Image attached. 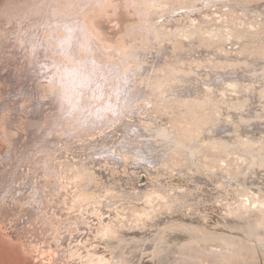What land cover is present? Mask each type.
Segmentation results:
<instances>
[{
    "label": "bare ground",
    "instance_id": "obj_1",
    "mask_svg": "<svg viewBox=\"0 0 264 264\" xmlns=\"http://www.w3.org/2000/svg\"><path fill=\"white\" fill-rule=\"evenodd\" d=\"M196 1L198 2L199 0H185L183 2L185 5L183 6L195 5ZM58 3H55V5ZM252 4L253 6L255 5L254 7L264 9V1L261 5ZM180 6L182 4L174 7V10L179 9ZM253 6L245 9L252 10V8L254 9ZM46 8L48 7L46 6ZM54 8L56 9L57 7L54 6ZM194 9V7H191L190 11H194ZM61 12L59 13L60 15L63 14ZM165 12L166 10L164 9H158L155 15L161 16ZM192 17L195 18V15ZM154 20L156 19L154 18ZM64 21L66 22V20H63V23ZM67 22L69 23V21ZM155 25L154 22V26L148 27L147 30L148 37L151 40L154 36H167L165 28L171 27V21L168 20L165 24H160L161 26H158V28ZM74 26L75 28L72 32H70V29L64 32L65 38L62 37L64 39L61 41L60 48H58L59 45L55 44L58 49H61L63 58H68L70 62L63 65L62 68L58 67L59 77L56 75L57 71L54 73L53 71L57 64L60 67L63 64L60 58L55 57V59H51L47 56L48 59H44V62H46L42 65L47 76L53 73V76L55 78L57 76L58 78L55 80H58L60 84L58 89L57 86H54L56 88L53 89L50 88V90H48L47 86V89L45 87L42 88L43 90H47L46 101L48 103L47 105L43 104L45 112L40 110L37 114L43 115L46 121L41 118L42 116L40 118H37L38 116L33 117L34 119H31L29 122L28 133L25 134L21 133L17 135L15 133L16 135H11L6 123L2 129L3 136L10 143V148L7 150L13 149V152L11 156L4 153V157L2 155V159H0V164H2V170L0 169V219L5 218L11 221L13 212L24 209L28 205H25L27 201L30 202V208H35L39 212L36 217H44L45 221L43 219L42 221L46 224H50L51 218L55 215L59 217L65 214L70 215L74 211H80L79 213L83 215L95 211L102 217V214H105L106 211L114 210V202H119L117 198H127L128 202L132 204L133 211L135 212L134 215L140 214L143 209V207H136V204H140V201L148 204V202L150 203L154 199L166 200V202L168 199V204L174 205L172 206L173 209H182L189 206L190 202H195L196 197L203 200H213L214 196H210L211 194H219L220 199L215 200L223 203L228 199L227 191L229 187L236 186L248 197L238 202V208L235 207L236 211H238L237 214L240 215L238 217L253 218V229L258 231L263 230L262 232H264V186L257 179L258 171L260 169L264 170V150H252L250 148L258 141L256 137L258 134L256 136L252 134V136L248 135V141L237 143L236 140L240 136L237 134L243 128L241 127L242 129L238 131V125L236 126L234 123L236 115L237 117L239 115L243 117L249 112L256 116L264 112L263 105L261 104L263 103V99L262 101L260 100L261 97L264 98V80H261L264 77V52L257 49L259 47V44H257L259 43L258 39H248L246 43L249 48L246 46L245 41H240L239 49H232L230 52L221 53L218 50L219 42L215 38L217 34L213 30L208 31L206 24L201 26L199 23L193 24L192 28L188 26L191 29L189 28L190 30L186 34L192 40L184 43V45L187 44L185 54L180 53L182 51L181 48V51H178L179 53L176 54L175 51L177 50L172 47L170 48L171 44L156 45V42L152 43L150 40L149 44H145V46L144 44L141 45L145 47L143 48L144 50H140L138 48L139 43H135L128 50L123 51L117 60L108 63L107 54L100 48L95 32L92 31L87 23L76 24ZM73 27L71 28L73 29ZM39 28L41 29V27ZM153 28L157 30L155 31ZM77 29L83 35L82 37L78 38L74 36ZM37 31L36 29L35 32ZM204 31L210 34L209 38L203 36ZM152 34L154 36H151ZM241 35L247 37L254 34L252 32L242 34L234 32L233 39L240 40L242 38ZM84 36L85 39H83ZM56 38L59 39L58 37ZM85 41L88 42L87 45ZM192 42L195 43L194 46L193 44L191 45ZM201 42H203V45L204 43H208V48L205 47V51L207 52H201L203 50L200 48L195 53V49L203 47L200 45ZM262 42H264V39ZM55 43L57 42L55 41ZM76 43L80 47V54L75 49L73 50V45ZM147 45L149 47L146 48ZM160 46L162 47L161 49H159ZM148 50L158 54L159 57L163 58V61L159 62L158 57H156L155 62H152V60L147 62L146 58L137 57L139 54H147ZM242 50L245 52L243 53ZM37 51L35 53L36 59L39 57ZM181 55L183 57H180ZM177 57L178 59L181 58L179 59L180 61L176 59ZM215 57H219V59L217 60ZM38 59L37 62L42 60ZM134 65H136L135 68ZM202 69L212 70L210 73L216 74L213 75L214 77L209 74L201 76V74L205 73ZM143 71H146V73L143 74ZM218 73L219 76H216ZM45 76L44 74L43 77ZM170 78L173 80V83L169 81L171 80ZM236 79L240 80L237 81ZM245 79L251 80L252 83L248 80V82L245 81ZM47 84L52 85L48 82ZM39 88L41 89V87ZM172 88H174V92L169 91ZM50 92L52 93L49 94ZM259 94L261 96L257 97ZM110 95L113 98H109ZM86 96L91 101H88ZM40 99L42 100V98ZM131 115L136 117L133 123L130 121ZM242 119L245 120V118ZM138 121V125H135L134 123ZM144 122L147 125H144ZM39 126L40 128H38ZM253 128L255 127L253 126ZM131 129H133L132 133L128 131ZM83 130H85V134L87 133V140L83 138L75 140L76 134L80 135ZM249 131H252V129ZM66 133L69 136H67L66 143L62 144V140H64L62 135ZM202 134L205 136L203 137V141H201ZM28 135L30 136L29 138ZM12 138H14L13 142ZM74 141L80 142L81 145L86 142L91 143V145L84 149L76 148L78 150L76 154H73L74 150L70 151V148L66 149V147ZM138 143L139 145H137ZM22 145L25 147L22 148ZM201 146L215 148V150L232 147L242 154L249 156L251 165L248 169L242 170L237 174L225 175L222 180L216 178L219 179L218 182H215L216 176L211 177V174L214 172H209L208 178L202 177V181L196 183L198 187L199 185H215L218 190L208 189L210 195L195 194L194 190H196V186L194 182L169 184L167 176H170L171 173L178 170L180 177L185 178L184 172L191 173L195 169L194 165L199 163H206L207 165L209 161H202L200 157L202 154L199 151V147ZM97 147H101L102 149L93 151ZM104 147L112 148L106 149ZM88 150L89 152H87ZM148 151L153 154L151 164L153 168L147 165L151 162L147 155ZM170 152H176L183 157L182 161H185V165H169L168 163H173L172 159L167 158ZM179 155L178 157H180ZM134 156L136 158L135 161L139 165H142L140 168L142 167L148 171L150 177L153 178L143 188L134 187L133 181L128 186L122 183L124 180L129 182L130 179L135 177V174H139L138 171L140 169L137 166L131 167V164L135 162L132 158ZM197 158L199 159L198 162ZM6 161L10 164L7 163L8 166L4 169ZM156 161H160V165H156ZM14 163L17 165L19 163V165L17 169L13 167L15 169L9 174L10 168ZM171 170L172 172L169 173ZM5 171H8V173L6 172V176ZM16 175L17 178H15ZM253 175L257 179L256 184L248 187L240 183L242 177H252ZM7 179L12 182L16 179V184L12 185L11 182L5 186ZM213 182L215 183L213 184ZM31 189H33L32 192ZM261 193L263 195L259 198L258 196ZM187 195L196 197L194 200H183ZM155 204L158 205L156 202ZM146 206L144 210H146ZM149 209L151 210V208ZM145 213L149 212L145 211ZM78 216L76 214V217ZM133 217L136 218L135 216ZM35 220L37 219L35 218ZM29 221L32 222L31 219ZM207 250L211 252V249ZM206 251L204 252L206 253ZM202 253L200 254L202 255Z\"/></svg>",
    "mask_w": 264,
    "mask_h": 264
},
{
    "label": "rangeland",
    "instance_id": "obj_2",
    "mask_svg": "<svg viewBox=\"0 0 264 264\" xmlns=\"http://www.w3.org/2000/svg\"><path fill=\"white\" fill-rule=\"evenodd\" d=\"M184 1L185 0H0V157L2 155V157H4L6 153L11 156L13 152V149L10 150L11 152L8 151L10 143L3 136L2 132L6 124L11 135L15 133L19 135L21 133H28V126L31 119L33 120L37 116V118L42 116L41 118L46 121L43 115L40 116L37 114L40 110L45 112L43 106L48 103L46 101L47 90H43L42 88H46L47 86L49 88L48 90H50V88L53 89L56 88L54 86H57L58 89L60 85L58 83L59 81L55 80L58 79L57 76L55 78L53 73L57 71L58 67L62 68L63 65L70 62L68 58H63L62 51L58 48H60L61 41L65 38L64 32L68 31L67 29H70V32H72L75 28L73 25L87 23L92 31L95 32L96 40L100 48L107 54L106 58L109 60L108 63L117 60L122 55V52L128 50L133 44L139 43L138 48L144 50L143 48L145 47L141 45L144 44L145 46V44H149L151 41L152 43L156 42V45L171 44L170 48L172 47L177 50L175 51L176 54L179 53L181 49L182 51L180 53L185 54L187 44L184 45V43L192 40L191 37L187 36L186 32L188 33V30L192 28L191 26L193 24L199 23L201 26L206 24L208 31L213 30L217 34L215 38L216 41L219 42L218 50L221 53L230 52L232 49H239L240 41H245L246 43L248 39L255 38L258 39L259 42L257 43L259 44L257 49L264 52V42H262L264 39V9L254 7L255 5L253 6L252 4L261 5L264 0H199L198 2L196 1L197 3L195 5H187L189 7L183 6L185 5L183 3ZM57 2H59V5H55ZM181 4L182 6H180L179 9L174 10V7ZM53 5L57 7L56 9L58 10H56ZM46 6L48 8H46ZM252 6L254 9H250L251 11L245 9ZM191 7L195 8L194 11H190ZM158 9H164L166 12L164 15L156 16L155 14ZM60 12L63 14L60 15ZM193 15H195V18L192 17ZM60 16L61 20L63 18V20H66V22L69 21V23L65 21L63 23V20L61 22ZM154 18L156 20H154ZM168 20L171 21V27L165 28L167 36L159 35V37H155L154 34H152L151 36L154 37L152 40L151 38L149 39L148 27L154 26L155 22V27L158 28V26H161L160 24H165ZM178 23H181L180 27ZM68 24L70 26L72 24L71 27H73V29ZM39 27H41V29ZM36 29L38 30L37 32H35ZM153 29L150 31L151 33ZM234 32L240 34L252 32L254 35H249L247 37L241 35L242 38H240V40H234ZM74 36L79 38L83 35L77 29ZM203 36L209 38L210 34L204 31ZM55 37L59 39H55ZM83 39H85V36ZM55 41L58 44L55 43ZM55 44L57 46L59 45V47L57 48ZM85 44L87 45L88 42L85 41ZM192 44L193 46L195 45L194 42H192L191 45ZM207 44L208 43H204L203 45V42H201L200 45L203 47L195 49V53L200 48L203 50L201 52H207L205 51V49L208 48ZM230 46L231 48H229ZM246 46L249 48L247 43ZM77 47L76 43L73 45V50L75 49L78 53H81L79 50L80 47ZM147 47H149V45H147L146 48ZM161 48L160 46L159 49ZM245 50H247V48H245ZM36 51L37 55L39 54L38 56L41 57L38 58L42 59L39 60L37 58L39 60L38 62L36 59L37 56L35 57ZM242 52L244 53L245 51L242 50ZM147 54L149 56L146 57L145 55ZM147 54H139L137 57L146 58L147 62L151 60L155 62L156 57H158L159 62L163 61V58L159 57L156 53H152L151 50H148ZM47 56L51 59L57 57L63 61L61 67L57 64L53 73L49 76H47V73L44 72V68H42V65L46 62H44V59H48ZM178 57L176 59H178ZM180 57L183 56L181 55ZM215 59L218 60L219 57H215ZM136 65H134V68ZM202 70L205 73L201 74V76H207L208 74L213 76L216 74L210 73L212 70L209 69ZM36 72L41 74L38 75ZM58 72L59 71L56 72V75H58ZM142 73L145 74L146 71ZM44 74L46 75L45 77H43ZM216 76H219V73ZM38 79L41 80L39 81ZM51 79H53L54 82ZM236 80L239 81L240 79ZM247 80L251 82V80L245 79V81ZM261 80H264V77L261 78ZM169 81L173 83L172 79ZM47 82L52 85H48ZM55 83L56 85H54ZM39 87H41V89ZM169 91L174 92V88ZM40 92L42 93L40 94ZM43 93L46 94L44 95ZM51 93L52 92L49 94ZM39 95L41 96L39 97ZM259 96H261V94L257 97ZM40 98H42V100ZM109 98H113V96L110 95ZM86 99L91 101L89 97ZM262 99L263 103L261 104L264 109V98L261 97L260 100L262 101ZM34 100L36 102L38 100V106ZM40 103H42V106ZM130 118L131 123L136 120V117L132 116ZM236 118L234 117V123L236 126L238 125V131L242 128L244 129L238 132L237 135L240 136L236 142H246L249 140L248 135L256 136L258 134L256 136L258 141L250 148L252 150H264V112L256 116L247 112V115L243 117L241 115L237 117L236 115ZM242 118H245V120ZM246 118L249 120L248 122ZM138 123L139 121L134 124L138 125ZM144 125H147V123L144 122ZM253 126L255 128H253ZM38 128H40V126ZM250 128L252 131H249L251 130ZM35 129L37 131V127ZM132 130L133 129L128 131L132 133ZM255 130L258 131L256 132ZM203 134L201 136V141H203V137H205V134ZM67 136H69L67 133L62 135L64 139L62 140V144L66 143ZM76 136L75 140H78V138L87 140V133L85 134V130H83L80 135L76 134ZM29 137L28 135V138ZM13 141L14 138H12V142ZM89 145H91V143L86 142L81 145L80 142L74 141L69 143L66 149L70 148L69 150H74L75 152L73 151V154H76L78 150L76 148L84 149ZM137 145H139V143ZM24 147L25 146L22 145V148ZM104 148L110 149L112 147ZM101 149V147H97L93 149V151ZM199 151L202 154L200 155L202 161H209L207 165L206 163L193 164L195 169L191 171V173L184 172L185 178H181L179 175L180 172L177 170L173 172L174 174L171 173L170 176H167L169 184L194 182L197 190H194L195 194L208 195V189L212 188L214 191H218L215 185H199L198 187L196 183L202 181V177L208 178L209 172H214L211 174V177L216 176L215 179L219 178L222 180L225 175L237 174L242 170L248 169L251 165L249 156L242 154L232 147L215 150V148L201 146L199 147ZM87 152H89V150ZM147 155L151 161L147 165L152 167L153 154L148 151ZM178 155L179 154L176 152L168 153L167 158L172 159L173 162L168 164L172 166L173 164L174 166H184L185 161H182L183 157L180 155V157H178ZM2 157L0 159H2ZM132 158L134 161L136 160L135 156ZM159 158L161 159V157ZM196 160L197 162L199 161L198 158ZM7 163L6 161L4 169L7 168ZM15 164L16 163L13 164L14 166H11L12 169L10 168L9 174H11L15 168L17 169L19 163L18 165L16 164V166ZM155 164L160 165V161H156ZM1 165L2 164H0V169L2 170ZM133 166H137V168L140 169L138 171L139 174H135V177L130 179L129 182L124 180L122 183L128 186L133 181L134 187L143 188L153 178L150 177L148 171L142 167L140 168L142 165H139L138 162H133L131 167ZM13 167L15 168L13 169ZM21 170H23V168H21ZM6 172L8 173V171H5V173ZM170 172H172V170L169 171V173ZM15 178H17V175ZM219 179H216L215 182H218ZM257 179L264 186L263 169L258 171ZM257 179L254 175L252 177H242L240 183L249 187L256 184ZM15 180L16 179L12 182L7 179L6 183H8H5V186L11 182L12 185L16 184ZM215 182H213V184ZM32 190L33 189H31V192ZM240 190L239 187L230 186L227 191L228 199L223 202L224 204L215 200L219 198V194H209L210 196H214L212 198L213 200H203L201 198L198 199L196 196L187 195L183 200H194L196 197V204L192 201L189 204L191 207L186 206L182 209H173L172 206L174 205H169L168 199L167 202L166 200L154 199L152 200L153 202H150L151 205L149 202L148 204H144L145 202L140 201V204H136V207H143V209L140 214L138 213L136 215H134L135 212L133 211L132 204L128 202L129 200L127 198H117L119 202H114V210L106 211L105 214H102V217L95 211V213L89 211L90 213L85 215L80 214V211H74L70 215L65 214L60 215V217L58 215L53 216L50 224L43 223L45 221L44 217L40 215H38L40 217H36L39 212L35 208H30V202L27 201L25 205H28L25 206L24 209L13 212V216L10 219L11 221L3 218L5 220L4 222L3 219H0V264H264L263 230H259L260 232L254 230V219L245 216L244 218L241 217L246 221L245 222L239 218L240 215L237 214L238 211H236L235 208H238V202L248 198L244 192ZM252 190L255 191L254 189ZM262 195L261 193L258 197L260 198ZM155 202L158 205H156ZM145 206L146 210H144ZM148 207L151 208V210ZM145 211L149 213H145ZM76 214L79 216L76 217ZM35 218L37 220H35ZM30 219L32 222L29 221ZM42 219L44 221H42ZM110 232L111 234L109 235ZM105 237L106 239H104ZM107 237L110 240H108ZM205 249H211V252L212 250L213 252L211 253L210 250L206 251ZM221 250L223 251L219 252ZM204 251H206V253ZM201 252L205 253V255H203V253L201 255Z\"/></svg>",
    "mask_w": 264,
    "mask_h": 264
}]
</instances>
